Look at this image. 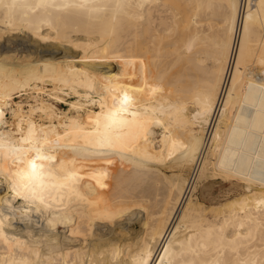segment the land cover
<instances>
[{
	"label": "bare ground",
	"instance_id": "bare-ground-1",
	"mask_svg": "<svg viewBox=\"0 0 264 264\" xmlns=\"http://www.w3.org/2000/svg\"><path fill=\"white\" fill-rule=\"evenodd\" d=\"M13 30L100 62L0 57V264H264V0H0ZM48 81L98 110L6 120Z\"/></svg>",
	"mask_w": 264,
	"mask_h": 264
},
{
	"label": "rangeland",
	"instance_id": "rangeland-1",
	"mask_svg": "<svg viewBox=\"0 0 264 264\" xmlns=\"http://www.w3.org/2000/svg\"><path fill=\"white\" fill-rule=\"evenodd\" d=\"M14 34L18 35V36H12ZM8 36L11 38L12 41H10V42L6 41V38ZM30 36H33V35H30ZM36 37H37V39L41 38V39L38 40V42L40 43L39 45H37L35 42H33L31 40H28L27 36L24 33L20 32L18 30L10 31V33H6V32H5V34L3 33L2 37L0 38V44L5 45V46L7 45V47L9 46L8 47L9 50L7 52H0L1 53L0 57L2 58L4 56L3 58H5L7 60L10 57V59L12 58V60H15L13 58V56L16 57V55L18 57H20L19 59H21V56L26 58V57H28L29 54H30V57L32 56L31 58H34L35 55H39L40 53H47V55H51L53 57L67 56L69 59H73L72 61H75L74 63L76 65L79 64L78 66L84 67V68L93 67V69H96L98 64H99V62H100V59L99 60L98 59L94 60V58L86 57L85 55H82L83 56L82 57L81 54H83V53L81 51V48L75 46V43H74V45L71 44L72 46L68 45V43H64V44L60 43L63 46H66V44H67V46L65 48H61V49H59L57 47H51V49H48V48L45 47L43 49L41 47V44L43 46L45 43L46 44H48V42L49 43H51V42L52 43L53 42L57 43V41H54L53 38H52L53 40H49L50 39L49 37H47V38L45 37V39H44V37H42V36H35L33 38L36 39ZM67 47H69V50L67 49ZM76 47H77V52H76ZM53 48H55V49H53ZM62 49L63 50L66 49V50L63 51ZM0 51H2V50H0ZM62 52H63V54H62ZM25 55H26V57H25ZM79 57H81V58H79ZM38 85L41 86L42 89L38 90L37 92H34L31 89H29V88H25V89H17L16 92H14L12 94V97L9 100V106L5 107V118H6V120L8 122L11 121V113H10V108L11 107H15L17 104H22L25 108H27L28 104H34V103H36V100L37 101L41 100L44 103L47 102L46 104H48V102H49V104H50L49 106L52 109L55 108V110L58 111V112H68L69 114H73V115L74 114H80L83 117H85L87 115L89 116V115H91L92 113H94V112H96L98 110V104L94 103V102H91V100L88 99L92 95L88 96L89 94L87 95L85 90H83L82 88H79V87H74L73 88L71 86L67 87L66 85L63 86L60 83H55V82H51L50 83V81L44 82L42 84L40 83ZM69 87H71L72 89L69 88ZM74 92H76V93H74ZM80 93H81V95H80ZM84 94H86V96ZM85 97H88V98H85ZM71 101L73 102V104H71L72 103ZM76 101L78 102L79 105L77 104ZM90 102H91V104H90ZM75 106H77V107H75ZM159 131L160 130L157 129V132H159ZM187 174H189V173L187 172ZM231 182L233 183L235 181L234 180L227 181L226 182L227 186L226 185L222 186V183L220 182V179H216L214 181V183L212 184V189H211L212 197H215V198H213V200L215 199L213 201V203L215 201H217V199L218 200H222L227 195L232 193V189H231V185H230ZM198 194H199V189H198V192H197V196H198ZM210 201H211L210 197L205 198V203H209ZM13 222L15 223L14 225H16V223H19V222L22 223V221H19L17 219H13Z\"/></svg>",
	"mask_w": 264,
	"mask_h": 264
},
{
	"label": "clouds",
	"instance_id": "clouds-1",
	"mask_svg": "<svg viewBox=\"0 0 264 264\" xmlns=\"http://www.w3.org/2000/svg\"><path fill=\"white\" fill-rule=\"evenodd\" d=\"M37 169L30 167L27 170L22 171L19 175V183L22 189H29L33 180L34 175L36 174ZM70 179V178H69ZM20 194V193H18Z\"/></svg>",
	"mask_w": 264,
	"mask_h": 264
},
{
	"label": "snow or ice",
	"instance_id": "snow-or-ice-1",
	"mask_svg": "<svg viewBox=\"0 0 264 264\" xmlns=\"http://www.w3.org/2000/svg\"><path fill=\"white\" fill-rule=\"evenodd\" d=\"M128 100V97L125 96L124 97V101L126 102ZM38 159H45V157H42V156H39L37 157ZM29 164L30 166L35 169L36 168V163H35V160H32V161H29ZM141 264H148V262L145 260V261H142Z\"/></svg>",
	"mask_w": 264,
	"mask_h": 264
}]
</instances>
